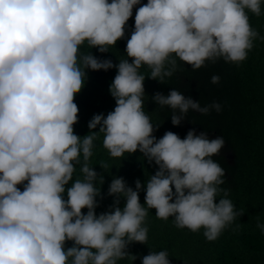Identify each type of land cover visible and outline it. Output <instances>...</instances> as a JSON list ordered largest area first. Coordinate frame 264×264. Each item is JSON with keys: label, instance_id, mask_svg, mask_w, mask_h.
Returning a JSON list of instances; mask_svg holds the SVG:
<instances>
[{"label": "clouds", "instance_id": "9594fccd", "mask_svg": "<svg viewBox=\"0 0 264 264\" xmlns=\"http://www.w3.org/2000/svg\"><path fill=\"white\" fill-rule=\"evenodd\" d=\"M262 4L264 0H0V264H118L125 258L133 264L137 257L127 249L132 243L147 244L149 209L156 210L157 218H173L177 228L203 229L208 241L230 227L242 213L221 187L225 169L213 159L224 138L209 139L206 132L192 129L184 138L167 131L158 139L153 134L158 123L145 111L149 97L140 69L147 66V78L164 83L180 69L178 61L195 70L221 59L246 60L254 41L264 39L248 15L260 16ZM137 5L126 58L114 64L82 51L86 44L109 52L124 38ZM114 67L109 86L114 110L95 114L88 123L90 134L77 135L74 100L88 71ZM219 80L211 77L213 84ZM151 99L172 110L174 126L190 110H221L219 102L202 107L179 89L157 92ZM101 134L110 157L139 151L158 169L144 184L137 179L135 189L113 176L107 193L113 204L97 214L105 178L89 160ZM100 166L104 172L111 167ZM257 221L264 234V223ZM169 257L167 250L151 251L142 264H171Z\"/></svg>", "mask_w": 264, "mask_h": 264}, {"label": "trees", "instance_id": "16d2710c", "mask_svg": "<svg viewBox=\"0 0 264 264\" xmlns=\"http://www.w3.org/2000/svg\"><path fill=\"white\" fill-rule=\"evenodd\" d=\"M141 3L146 4L147 0H141ZM139 6L133 9L124 38L111 46L109 52L100 53L86 44L82 46V51H92L98 58L111 59L114 64L119 63V58H126V44L134 30ZM248 15L251 26L264 37V4L260 16L251 12ZM129 60L131 62V58ZM178 63L180 69L172 77L166 78L164 83L147 78L151 71L147 66L140 69L146 77L145 94L149 97L145 98V111L150 112L153 123H158V129L153 134L159 139L167 131H172L184 138L189 130L195 129L197 134L206 132L209 139L223 137L225 143L222 149L230 158H226L221 149L213 159L225 169V183L221 187L229 191L228 198L242 215L216 240L208 241L203 229L193 232L187 228H177L173 218H157L156 210L149 209L145 220L147 244L132 243L127 250L137 257L133 264H142L143 256L161 250L168 251L171 264H264V234L257 228V217L264 223V39L257 38L247 59L238 64L221 59L215 63L206 62L194 70L182 61ZM116 72L115 67L107 71H88L85 86L74 100L79 108L78 123L74 125L77 135L89 133L88 123L95 114L103 113L106 116L114 110L116 101L110 94L109 86ZM213 75L220 77L219 83H211ZM173 89H179L186 97L191 96L202 107L219 102L221 110H212L209 114L190 110L181 124L174 126L171 122L172 110L167 106L159 107L151 99L157 92L167 95ZM104 163H108L112 169L110 167L104 172L100 166ZM89 164L97 173H103L105 178L103 198H97V214L108 211L113 204L114 197L107 195L113 176L123 177L135 189L137 179L144 184L148 176L158 169L154 162L143 160L139 151L130 155L126 153L120 158L110 157L103 147V134L95 141ZM76 167L79 175L80 165ZM18 187L23 190V186ZM144 197L145 192L141 191V203H144ZM216 202H219V198ZM123 205L124 200L121 199L120 206ZM82 211L86 212L87 209ZM71 243L69 241L67 246L70 247ZM118 264H132V260L125 258Z\"/></svg>", "mask_w": 264, "mask_h": 264}, {"label": "rangeland", "instance_id": "374dc122", "mask_svg": "<svg viewBox=\"0 0 264 264\" xmlns=\"http://www.w3.org/2000/svg\"><path fill=\"white\" fill-rule=\"evenodd\" d=\"M221 152H223V153L225 154V157H226V158H230V157H229V154H228V153H225V152L223 151V149L221 150ZM226 155H227V156H226Z\"/></svg>", "mask_w": 264, "mask_h": 264}]
</instances>
